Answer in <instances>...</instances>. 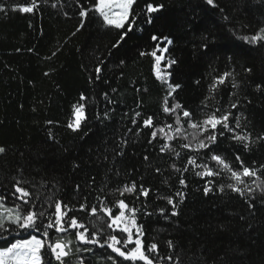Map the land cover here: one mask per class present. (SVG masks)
<instances>
[{"label":"trees","instance_id":"trees-1","mask_svg":"<svg viewBox=\"0 0 264 264\" xmlns=\"http://www.w3.org/2000/svg\"><path fill=\"white\" fill-rule=\"evenodd\" d=\"M26 2L0 0L9 9L0 12V146L6 148L0 154V194L7 195L12 190V178L19 177L35 185L29 190L41 193V202L44 196L55 192V198L78 206L84 197L89 204L97 203L95 198L105 183L104 191L108 193L136 181L138 187L143 184L151 189L146 210L154 214L137 218L143 226L145 245L156 242L161 255L171 253L174 260L179 256V264H264V194L255 192L252 209L245 198L229 190L204 195V181L190 170L185 173L188 186L184 189L185 200L178 207L179 214L165 219L156 210L166 208L170 212L171 206L158 196L180 190L179 174L170 164L175 162L182 167L185 161L161 153L162 141L150 145V129L135 135L130 122L136 110L156 114L157 123L167 119L161 113L166 86L155 78L154 58L140 55L155 48L151 40L155 34L172 41L164 53L162 67L167 60L176 61L168 69L170 82L181 86L173 94L175 100L199 118L201 102L209 95L213 77L232 71L239 87L233 88L229 78L209 103L227 109L238 100L233 115L243 114L244 129L253 138L264 134V87H256L264 86V43L251 45L239 39L264 25V0H217L232 24L205 0H137L134 14L140 15L133 31L118 49L111 51V56L108 52L118 38L116 30L106 28L97 14L90 13L84 27L76 32L80 17L75 0H62L56 8L51 3L42 4L33 14L11 10V6ZM149 2L163 5L151 14L150 24L142 11ZM241 24L250 27L244 29ZM204 43L208 44L207 49ZM160 46L163 48L164 44ZM57 48L60 50L56 56L47 59ZM99 59L105 63L97 81L95 67ZM121 60L125 61L123 65ZM81 92L89 98L88 119L79 132H72L67 121ZM104 93H108L111 103L104 99ZM105 110L110 118L97 119V113L103 117ZM129 128H133L132 133ZM122 137L128 144L124 154L117 156ZM182 142L175 141L177 151H181ZM219 151L230 160L233 153H238L248 166L253 161L257 167L264 164V141L251 144L246 151L225 139ZM21 169L22 174L18 171ZM260 175L264 177V172ZM227 182L226 177L216 180V184ZM120 198L135 207L145 203L143 197L136 200L135 194L108 195L107 203L112 206ZM72 214L85 223L89 220L86 213ZM16 238H27V234ZM168 240L173 241L174 249H168ZM0 246H4L2 238ZM105 252L111 250L97 248L95 256H84L97 264V256ZM71 260L75 264L76 256Z\"/></svg>","mask_w":264,"mask_h":264},{"label":"snow or ice","instance_id":"snow-or-ice-1","mask_svg":"<svg viewBox=\"0 0 264 264\" xmlns=\"http://www.w3.org/2000/svg\"><path fill=\"white\" fill-rule=\"evenodd\" d=\"M51 3V7L56 8L62 5V0H28L24 4L11 6V10L21 13L33 14L39 10L42 4ZM78 5L79 24L76 32H79L85 25V19L90 13H95L101 19L106 28L116 30L117 39L111 45V51L118 49L125 41L128 34L133 31L134 25L140 13L134 14V5L137 0H75ZM206 5L218 10L223 20L232 24L231 18L225 14L224 9L219 7L217 0H205ZM163 8L162 4L147 3L142 10L147 14V23H151V14ZM9 10L4 4H0V12ZM65 16L67 12L63 13ZM239 23V22H238ZM247 29L250 26L240 25ZM235 30V25H233ZM73 32L72 35H75ZM239 39L244 42L256 45L264 43V25L258 27L252 34L241 35ZM151 40L155 42V48L151 52H140L141 56L151 55L154 58L153 71L155 78L166 86V94L163 96L161 113L167 118L157 123L156 114L148 115L139 110L133 112L130 122L135 129V135H139L142 129H150L148 143L151 145L156 141L160 143L159 151L174 156L177 160L183 159L182 167L173 162L170 168L179 174L178 183L180 190L171 195L158 196L171 206L170 212L166 208H159L156 211L165 219L177 216L178 207L186 197L184 189L187 188L185 173L191 170L192 174L204 181L203 193H220L229 190L245 198L249 209L254 207L252 200L255 192L259 190L264 194V177L260 175L264 172V164L256 166L253 161L252 166L244 163L238 153H233V159L219 151L220 145L225 139H229L234 144L240 145L244 150H249L250 145L257 141H264V134L253 138L252 133L244 129L242 124L243 114L233 115L232 109L238 107L239 101L231 102L227 109L214 107L209 100L215 99V93L221 85H224L229 78L232 87L238 88L239 82L232 71H225L213 77L209 84V95L201 102L199 118L197 114L185 108L178 100H175L174 93L181 86L170 82L171 72L168 71L176 61L174 59L165 61L164 53L168 50V45L172 41L167 37H158L153 34ZM161 43L164 47L161 48ZM203 47L207 49L208 44ZM59 48L47 59H51L59 52ZM20 51V49H17ZM28 51H32L29 49ZM160 53L159 55L157 53ZM105 60L99 59L95 67V79H101L102 65ZM125 61L121 60L123 65ZM251 72V69H245ZM48 75V73H45ZM123 75V73H121ZM90 82L92 77H89ZM199 83V81H197ZM260 89L261 85L256 86ZM113 92L116 89H112ZM140 90L137 89V92ZM104 99L109 100L108 93H104ZM232 95H235L233 93ZM88 97L83 92L80 93L79 100L71 106V118L67 121V128L72 132H79L88 119L86 113V102ZM112 101L109 100V103ZM140 103L137 108H140ZM125 113V117H127ZM109 112L105 110L103 117L97 113V119H108ZM171 121V122H169ZM52 124V121H47ZM129 133L133 128L128 129ZM52 137V133L49 132ZM183 141L180 144L181 151L174 147L175 141ZM128 144L126 138H121L118 142L120 148L115 154L122 156L123 149ZM6 152V148L0 146V154ZM148 161L149 157H144ZM233 161L236 166H233ZM77 167V165H74ZM22 174V169L18 170ZM157 173L160 172L156 168ZM119 175V171L116 172ZM226 177L227 183L216 184V180ZM12 190L6 194H0V238L4 241V246H0V264H73L71 257L76 256L75 264H92L91 259H86L84 254L96 255V249H110V253L97 256V264H179V256L173 259L171 253L161 255L156 242L145 245V233L143 226L138 223V215L151 216L154 213L148 212L146 201L151 192L150 188H145L143 184L137 186L136 181L126 183L121 187L113 188L105 193L107 183L99 189L100 194L96 196L97 203L89 204L87 197L83 203L70 205L69 203L55 198L56 193H50L43 197L39 192H32L29 187L35 188L30 181L13 177ZM250 181V182H249ZM167 184V180L164 181ZM43 187V183L41 184ZM77 192L80 185L76 186ZM135 194L136 200L141 197L145 203L140 207H135L120 198L115 200L112 206L107 203L108 195ZM9 201L11 203L9 204ZM72 213H86L89 217L87 223L82 218ZM110 230V231H106ZM27 234V238H16L21 234ZM55 234V235H53ZM12 237V239H9ZM168 249H174L173 241L168 240ZM46 257H50L46 259Z\"/></svg>","mask_w":264,"mask_h":264},{"label":"rangeland","instance_id":"rangeland-1","mask_svg":"<svg viewBox=\"0 0 264 264\" xmlns=\"http://www.w3.org/2000/svg\"><path fill=\"white\" fill-rule=\"evenodd\" d=\"M159 55V54H158Z\"/></svg>","mask_w":264,"mask_h":264}]
</instances>
